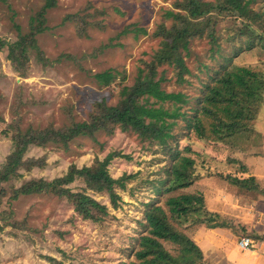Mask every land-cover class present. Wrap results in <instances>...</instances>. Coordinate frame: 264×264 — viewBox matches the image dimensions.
Segmentation results:
<instances>
[{
	"label": "rangeland",
	"instance_id": "obj_1",
	"mask_svg": "<svg viewBox=\"0 0 264 264\" xmlns=\"http://www.w3.org/2000/svg\"><path fill=\"white\" fill-rule=\"evenodd\" d=\"M174 1L177 0H55V5L44 14L45 29L36 35L39 53L28 50L24 72L13 67L7 58L6 46L0 47V165L12 150L11 139L4 131L13 117L18 116L22 129L49 125L60 128L87 120L96 101L116 104L120 88L134 82L139 67H144L159 47L161 38L153 36L156 29L161 23L168 28L174 24L175 20L165 14L166 11L186 15ZM202 1L216 3L219 0ZM45 2L0 0V43L14 41L19 33H29L31 18ZM252 6L264 10V0H256ZM76 13L91 23L85 35L77 32L84 25L82 20L74 22L67 18ZM218 13L217 10L209 12L210 20L205 16V19L203 16L189 18L190 31L200 32L188 39V52L181 49L190 70L183 76L189 82L178 84L174 68L163 64L158 67V75L162 72L165 77L161 83L165 90L195 95L200 81L210 79L214 69L225 63L228 56L232 57L231 65L264 72L262 42L255 39V46L246 47L252 38H239L242 24L239 17ZM141 28L146 32L138 31ZM209 29H213L219 47L211 43V36L207 35ZM107 69L114 71V80L108 86L98 84L94 75ZM192 105L193 98L182 110L187 111ZM114 127L112 133L99 130L93 138L78 136L67 146L50 142L45 147L29 148L27 156L44 157L46 163L30 171L20 170L22 176L5 185L7 194L0 206V264H127L134 259L131 253L143 231L145 202L149 197L161 200L169 192H202L210 209L223 212L234 225H238L237 220H251L249 224L258 228L250 226L247 232L258 233L264 213H257L264 209V195L243 193L227 184L224 175L237 173L227 166V144L225 147L213 140L200 139L187 128L185 121L178 120L171 145L194 159L197 180L172 189L174 184L170 181L157 180L159 176L172 177L165 172L172 161L163 145L140 137L131 128ZM256 127L264 135V106ZM187 145L192 151L185 150ZM261 146L262 154L246 161L252 165L251 171L259 181L264 182V143ZM109 152L119 153L108 165L110 174L118 177L127 173L134 177L125 189L117 190L121 200L117 207L108 206L109 213L102 221L82 218L65 197L51 192L11 198V188L19 187L25 180L52 179L63 174L71 163L88 165L96 157L103 159ZM153 181L158 189H154ZM77 186L78 182L71 185ZM89 194L109 205L104 194L92 191ZM197 231H192V227L186 229L205 246L202 239L205 232ZM262 244L255 242L256 250ZM165 246L170 248L167 243ZM255 259L257 264H264L263 254L254 256L250 264H254Z\"/></svg>",
	"mask_w": 264,
	"mask_h": 264
},
{
	"label": "trees",
	"instance_id": "obj_2",
	"mask_svg": "<svg viewBox=\"0 0 264 264\" xmlns=\"http://www.w3.org/2000/svg\"><path fill=\"white\" fill-rule=\"evenodd\" d=\"M254 2L256 0H219L216 3L202 0L174 1L173 4L185 10L186 15L178 11H166L165 14L175 20L174 24L168 28L161 23L156 29L153 36L161 38L159 47L151 60L144 67H139L134 82L120 88V99L116 104L96 101L87 120L74 121L60 128L49 125L22 129L18 116L13 117L4 131L6 137L11 139L12 150L0 165V206L7 194L5 185L22 176L20 170L30 171L34 166L41 168L45 165L44 157L26 155L30 147H45L50 142L67 146L81 135L93 138L99 130L112 133L115 125L124 130L131 128L140 137L163 145L172 161L165 172L171 173L172 177L167 176L165 179L159 176L157 180L170 181L174 184L172 189L188 186L197 180L195 161L171 145L175 140L174 126L180 119L198 138L213 140L222 146L228 145L223 147L228 157L227 166L237 171L236 174L224 175L228 185L243 193L264 195V188L250 172L252 165L246 161L251 156L257 158L262 154L264 136L257 129L256 122L264 106V72L258 73L242 65H231L232 57L228 56L225 63L214 69L210 79L200 81L196 86L198 93L193 96L183 91L165 90L161 86L165 77L162 72L158 75V67L167 64L174 68L178 84L188 81L183 74L190 73V70L181 49L188 52V39L200 33L190 31L189 18L203 16L205 19L213 10H217L218 14L228 13L239 17L242 21L239 38H252L246 47L252 48L259 40L264 46V10L253 8ZM54 5L55 0H46L31 18L29 33H19L14 41L0 43V47L6 46L7 58L16 70L24 72L26 69L29 49L39 53L36 35L45 29L44 14ZM67 18L74 22L83 21L84 25L77 29L80 36L85 35L87 26L91 25L90 21L78 13ZM138 31L146 32L144 28ZM207 35L211 36V43L219 47L213 29H209ZM114 75L112 69H107L96 73L94 77L98 84L108 86L114 80ZM192 98L194 105L187 111L182 110L183 106L191 104ZM18 105L15 106L16 111ZM185 150L192 151L191 146H185ZM116 156L119 153L109 152L103 159L96 157L88 165L77 166L71 163L63 174L52 179L33 177L25 180L19 187L11 188V198L51 192L65 197L82 218L102 221L109 213L108 206L117 207L121 200L117 190L125 189L134 177V174L127 173L118 177L110 174L108 165ZM75 182L79 186L71 187ZM152 184L154 189H158L155 181ZM89 191L104 194L109 205L96 199ZM149 198L143 211V231L131 253L134 259L127 264H208L202 248L191 233L186 232L190 227L192 231L229 229L233 234L237 231L239 236L246 234L256 241L264 240V233L260 231L247 232L251 228L249 223L237 220L238 225H234L229 216L224 217L221 212L209 209L202 192H169L161 200L160 197ZM166 243L170 248H166Z\"/></svg>",
	"mask_w": 264,
	"mask_h": 264
},
{
	"label": "crops",
	"instance_id": "obj_3",
	"mask_svg": "<svg viewBox=\"0 0 264 264\" xmlns=\"http://www.w3.org/2000/svg\"><path fill=\"white\" fill-rule=\"evenodd\" d=\"M258 129V128H257ZM260 130V129H258ZM261 131V130H260ZM262 133V132H261ZM263 135V133H262ZM264 136V135H263ZM252 174H254L252 171H250ZM255 175V174H254ZM257 177V175H255ZM257 180L259 181L258 177ZM261 186L264 188V182L259 181ZM206 198V197H205ZM264 201V200H263ZM208 205V200H206ZM209 208V206H208ZM210 209V208H209ZM212 210V209H211ZM216 211V210H214ZM221 212V211H219ZM223 214V212H221ZM259 213H264V209H259ZM262 218V217H261ZM251 220H249L247 223H249ZM246 223V221H244ZM251 227L258 228L254 224L250 225ZM259 229L258 231H261L264 233V220L259 221ZM197 232H205L204 238L202 237L203 241L205 242V246L201 243H199V240L196 237L193 236L194 240L198 243V245L202 248L205 258L208 263L210 264H227L230 261L237 262L238 264H250V261L254 256H256L258 253H262L261 248H258V250L254 251L255 254L250 251L247 253V251L240 250L237 246V238L238 236L233 234L229 229H198ZM237 236V237H235ZM210 237V239H209ZM255 242H262L264 240L256 241L254 238H252ZM206 248V249H204ZM208 248V249H207ZM210 250V251H208ZM238 255V258L234 259V256ZM248 254V258L244 259L245 255ZM264 255V254H263ZM216 258L218 261H216ZM254 264H257V259H255Z\"/></svg>",
	"mask_w": 264,
	"mask_h": 264
},
{
	"label": "built area",
	"instance_id": "obj_4",
	"mask_svg": "<svg viewBox=\"0 0 264 264\" xmlns=\"http://www.w3.org/2000/svg\"><path fill=\"white\" fill-rule=\"evenodd\" d=\"M262 242L263 244L261 246H258V248H261V251L264 254V241ZM237 245L241 250H250L255 254L254 252L256 251L255 241L251 237L246 235L240 236L237 240ZM227 264H236V263L228 262Z\"/></svg>",
	"mask_w": 264,
	"mask_h": 264
}]
</instances>
